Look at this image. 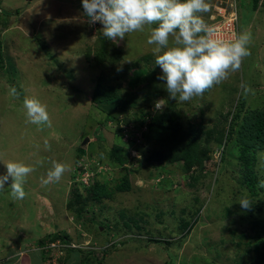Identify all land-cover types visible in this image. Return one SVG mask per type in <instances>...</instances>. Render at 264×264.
Returning <instances> with one entry per match:
<instances>
[{"label":"rangeland","instance_id":"rangeland-1","mask_svg":"<svg viewBox=\"0 0 264 264\" xmlns=\"http://www.w3.org/2000/svg\"><path fill=\"white\" fill-rule=\"evenodd\" d=\"M207 2L211 11L200 15L213 24L214 6H227L228 0ZM263 3L236 0L239 34H251L250 55L243 58L240 70L202 96L177 103L170 98L167 102L164 95L149 96L140 87L144 83L136 80L137 72L144 66L149 69V63L162 74L155 64L154 45L147 44L148 28L155 25L146 26L143 33L126 34L122 41L117 38L114 43L122 59L96 67L84 56L98 39L90 37L84 23L82 0H0L5 69L12 64L4 75L0 69V175L7 172L2 161L35 169L22 185L23 200L11 195V178L0 190V264H264V244L255 248L250 240L256 235L264 243L255 222L264 219V187H259L264 161L257 155L264 148L254 154L255 180H249L237 160L236 145L246 118L264 108ZM137 64L140 67L132 71ZM126 66L129 76L124 78ZM103 84L111 85L114 95L98 93ZM242 85L252 91L243 94ZM132 95L136 102L128 105ZM26 96L46 105L50 127L28 122ZM240 96V119L226 139ZM158 100H165L162 110L154 107ZM142 113L146 122L181 116L179 123L191 124L192 135L198 133L196 124L217 132L207 145L210 157L183 171L182 162L168 156L164 137L136 122ZM124 143H130L127 151L117 156L125 163H111L113 147ZM52 161L71 170L58 183L42 185ZM166 179L170 186L164 188ZM96 183L106 185V196L84 207V196ZM75 187L82 199L75 208L89 210L82 213L84 219L66 207ZM241 196L250 199V210L237 202ZM123 215L142 230L133 225L131 233L120 231ZM55 235L73 244L74 252L58 247L48 252L46 245H39Z\"/></svg>","mask_w":264,"mask_h":264},{"label":"clouds","instance_id":"clouds-1","mask_svg":"<svg viewBox=\"0 0 264 264\" xmlns=\"http://www.w3.org/2000/svg\"><path fill=\"white\" fill-rule=\"evenodd\" d=\"M82 8L90 24L101 23L97 34L93 35L84 19L92 39L103 30L107 39L122 41L126 34L143 33L146 26L155 25L148 28L147 44L154 45L155 64L162 70L157 78L164 81L169 98L177 103L202 96L214 85L228 79L230 72L239 71L243 58L250 55L247 47L250 33L241 32L231 41L216 38V28L205 23L200 15L211 11L207 0H82ZM242 91L246 95L252 89L242 85ZM165 105V100L154 103L156 110H162ZM23 106L28 122L51 126L46 105L38 99L26 96ZM44 146L49 147L47 140ZM257 155L264 161V151ZM2 162L7 172L0 175V190L11 178V195L23 200L26 192L22 185L34 167L23 162ZM70 170L69 165L52 161V168L47 171L46 178L41 177V184L59 182ZM259 187H264V179L259 181ZM237 202L242 209H251L252 203L247 196H241Z\"/></svg>","mask_w":264,"mask_h":264},{"label":"trees","instance_id":"trees-1","mask_svg":"<svg viewBox=\"0 0 264 264\" xmlns=\"http://www.w3.org/2000/svg\"><path fill=\"white\" fill-rule=\"evenodd\" d=\"M256 5L260 2H264V0H254ZM264 4V3H263ZM257 8H255L256 10ZM9 16V14H7ZM98 41L95 44L94 49L92 50L91 48H88L86 50V53L84 56H86L87 60L91 63V61H95L94 66H103L106 64H112V58H116V60H121L122 59V52L120 49H118L115 45V43L111 40L109 41L102 33V31L98 32L97 38ZM3 42L1 39V34H0V69L2 71V75L5 73H8L12 70V64L10 67L5 69V64L3 60V52L1 49ZM49 46L46 42H44V51L49 52ZM82 52V51H81ZM84 52V51H83ZM52 57H56L55 55H52ZM62 63V62H59ZM92 65V64H91ZM153 63H149L147 69L145 66L143 67L144 70H140L137 72V81H141L144 84H140V87L142 90L147 92V94L151 97H160V96H165L167 99V102L169 101V96L166 90V85L164 82L159 80L157 77L159 75L156 74L155 70H151V66ZM140 67V64L135 65L132 69L136 70ZM5 69V70H4ZM127 66L124 68V73L123 77L127 78L129 76L127 72ZM131 71V72H132ZM114 89L111 87V85H101L99 86V91L107 93L108 95L112 96L114 95L112 93ZM97 94L95 93V96ZM136 102L135 96H131L128 100L127 103L128 105H132ZM243 107V97L240 96L239 102L237 101V104L235 108H237L236 111L232 114V119L230 120L229 126L227 128V133H226V139H229L232 135V131L235 127V122L236 120L240 119V110ZM140 118L136 121L140 125L146 124L151 130L154 131L155 135L164 137L165 139V145L167 146V151H168V156L170 155L171 161H180L182 162V169L185 172H189L194 166L196 165H202L205 160H207L210 157V153L208 152L207 145L209 143V140L212 138L214 133H217L213 130H206L203 125L201 124H196V131L198 132L197 134H191V129L190 125L188 124L187 127L181 126L179 123V118H169L166 122H164V119H151L150 121L146 122V119L148 118L146 114L142 113L140 114ZM246 116L242 118L241 125L245 120ZM246 123L243 126V129H240V132L237 137V143L238 145V155H237V160L240 163V165L243 167L244 172L248 175L246 176L249 180H255V177L253 175V160L255 159V152H257L259 149L264 148V108L257 110L255 113L251 114L249 117L246 118ZM239 120L237 121V123ZM134 123V121H127V124ZM205 137V138H204ZM121 143V142H120ZM130 143H124L123 147L120 145L119 147L122 148H114L112 149V154L109 156L111 163L116 164H124L125 159L119 160L117 154L120 153L122 150L127 151L126 146H128ZM127 153V152H126ZM129 154V153H128ZM78 156V155H77ZM79 156L81 157L82 155ZM76 157L77 161L80 160V157ZM128 157V155H127ZM126 157V158H127ZM163 187H169L170 183L168 180H163ZM130 186L126 185L125 189L129 190ZM106 190V185H101L99 183L94 184V186L85 194L84 196V201L83 203L85 206H91V203L94 202H99L101 203L103 201V197L106 196L105 194ZM71 196H70V201L67 202L66 207L70 210L75 212L76 217H80L84 219V216L82 213L87 214L89 212L88 209L83 210V209H78V207L75 208L74 204L80 203L82 201L80 192L79 190L75 187L72 188L70 191ZM103 194H105L103 196ZM252 195V194H251ZM124 218V224L120 231L123 233H131L133 232L132 227H136L139 229V231L142 230V227L137 225V222L135 221H130L129 223L126 221L125 215L122 216ZM107 218H105L106 220ZM102 221L98 222L101 224ZM135 222V223H134ZM258 223V227L261 229L259 234L264 233V219L263 221H255ZM134 223V224H133ZM134 225V226H133ZM117 229V230H118ZM264 235V234H263ZM57 240H60L64 245H68L64 249V251H69L72 252L74 248L70 247L71 244L67 242L65 238H61L58 235L51 236L49 240H42L39 242V245L45 246L48 245L51 242H56ZM251 240V243H253L255 248L260 247L262 244V239L257 237L256 235L253 236ZM151 242L154 243H161L159 240H153L151 239ZM52 252V251H50ZM74 252V251H73ZM261 259H264V253L261 254ZM173 263V262H172ZM171 264V263H169Z\"/></svg>","mask_w":264,"mask_h":264},{"label":"built area","instance_id":"built-area-1","mask_svg":"<svg viewBox=\"0 0 264 264\" xmlns=\"http://www.w3.org/2000/svg\"><path fill=\"white\" fill-rule=\"evenodd\" d=\"M234 0H228L227 6H223L220 4V6H214V11H216L215 15L210 16V21H214L213 24H208L210 26H214L217 30V36L218 39L223 40H235L237 36L239 35V20L238 15L236 11V5ZM89 18H86V22L88 23L93 35L97 34V30L99 29V26L101 25L100 22H96L94 24H90L88 22ZM57 243V244H55ZM64 249L68 247V245H64L60 240H57L56 242H51L48 245H46V249L48 252L57 249ZM72 248H76L75 246L70 245ZM60 252H62L60 250Z\"/></svg>","mask_w":264,"mask_h":264},{"label":"crops","instance_id":"crops-1","mask_svg":"<svg viewBox=\"0 0 264 264\" xmlns=\"http://www.w3.org/2000/svg\"><path fill=\"white\" fill-rule=\"evenodd\" d=\"M76 1V0H75ZM234 2H235V5H236V0H234ZM236 8H237V5H236ZM10 16V15H9Z\"/></svg>","mask_w":264,"mask_h":264},{"label":"bare ground","instance_id":"bare-ground-1","mask_svg":"<svg viewBox=\"0 0 264 264\" xmlns=\"http://www.w3.org/2000/svg\"><path fill=\"white\" fill-rule=\"evenodd\" d=\"M57 183H58V182H57ZM55 185H56V184H55ZM57 186H58V185H57ZM61 187H62V186H61ZM63 188H64V187H63ZM56 191H57V190H56ZM58 196H59V195H58ZM58 198H59V197H58ZM58 198H57V199H58Z\"/></svg>","mask_w":264,"mask_h":264},{"label":"water","instance_id":"water-1","mask_svg":"<svg viewBox=\"0 0 264 264\" xmlns=\"http://www.w3.org/2000/svg\"><path fill=\"white\" fill-rule=\"evenodd\" d=\"M87 141V140H86ZM86 141L84 143H86Z\"/></svg>","mask_w":264,"mask_h":264}]
</instances>
